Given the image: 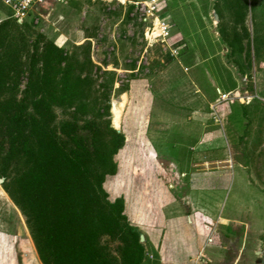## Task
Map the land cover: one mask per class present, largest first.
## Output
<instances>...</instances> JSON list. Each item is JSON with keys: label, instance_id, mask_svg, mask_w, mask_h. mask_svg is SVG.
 <instances>
[{"label": "rangeland", "instance_id": "rangeland-1", "mask_svg": "<svg viewBox=\"0 0 264 264\" xmlns=\"http://www.w3.org/2000/svg\"><path fill=\"white\" fill-rule=\"evenodd\" d=\"M129 1L137 0H47L38 20H32L36 32L68 51L90 42L91 57L102 68L98 74L115 72L111 120L126 142L115 156L118 170L107 178L106 189L112 199L124 198L133 225L140 214L152 219L158 213L165 223L166 218L177 222L178 215L205 212L209 216L200 225L215 232L208 252L220 253L219 243L247 240L248 245L255 242V259L248 263L249 250L239 264H264V102L256 98L251 105L236 102L217 105L211 114L196 112L194 88L188 86L189 79L203 97L215 101L217 87L240 83L244 72L252 80L255 63L263 60L260 55L255 62V47L264 38V0H248L247 12L241 11L242 0H162L159 14L168 17L171 34L167 42L153 44ZM7 19L16 20L11 8L0 3V22ZM141 78L148 79L147 85H130ZM104 80L100 76L98 83ZM178 82L185 84L189 104L170 93ZM120 87L128 90L121 93ZM56 113L57 122L68 116L61 108ZM156 121H161L159 130ZM204 158L227 161L205 166ZM220 216L239 222L228 221L226 227ZM230 248L226 258L234 261L236 252ZM0 264H43L24 215L2 183Z\"/></svg>", "mask_w": 264, "mask_h": 264}, {"label": "trees", "instance_id": "trees-1", "mask_svg": "<svg viewBox=\"0 0 264 264\" xmlns=\"http://www.w3.org/2000/svg\"><path fill=\"white\" fill-rule=\"evenodd\" d=\"M32 23L0 22L2 185L43 264H144L142 231L105 187L126 142L111 120L115 72L98 74L90 42L68 51ZM56 108L67 118L57 122Z\"/></svg>", "mask_w": 264, "mask_h": 264}, {"label": "crops", "instance_id": "crops-1", "mask_svg": "<svg viewBox=\"0 0 264 264\" xmlns=\"http://www.w3.org/2000/svg\"><path fill=\"white\" fill-rule=\"evenodd\" d=\"M181 41L182 40H180V42ZM259 53L260 55H263V57L260 56L263 58V60H261L259 62V65L257 66H255L256 65L255 63L254 70L256 69V71L252 75V80L250 81L248 72H244L242 74L240 83L231 85L226 90L222 89L221 87H217L218 97L215 101H209L208 99L203 97L201 95L199 87L197 85H193V82L191 83L190 80L188 79V84H189L188 86L191 85L192 88H194L193 93L196 95V100L192 101L191 103L192 105H194L193 106L194 108H192V110L196 112L209 111V113L211 114L212 109L215 110L217 105H227L229 103L232 104L236 102H238L241 105H251L256 98L264 102V78L260 77V74L264 73V41L260 46ZM177 54L175 53L173 54L174 56L173 59H175V62H176L175 56ZM257 57L259 58V55L258 56L255 55V62L258 61L256 60L258 59ZM177 65L179 66V63H177ZM248 65L249 67L252 66L251 63H249ZM135 70H131V71L134 72ZM184 71L189 72L188 67H184ZM147 80L148 79L146 78L133 79L130 85H134L135 81L140 82L141 85L143 82H145L144 85H147L146 84ZM247 81L252 82L253 85H244V84H248ZM261 82L263 83L262 85H260ZM184 85L185 84H182L181 82L171 84L170 93L173 94L175 92L176 95H179L180 97L183 96L184 101L185 100L188 101V98H186L185 95L186 90ZM221 93H234L236 94L237 98H230L223 100L220 97ZM191 98L192 97H190V99ZM212 117L215 120H217L216 115H213ZM160 123L161 121H156L154 128L159 130ZM117 129L121 131V127ZM225 161L227 160L217 159L214 161H209L207 158H204L202 164H204L205 166L208 165L210 166L213 163L215 165H218L221 163L222 164L225 163ZM208 216L209 215L205 212L202 213L201 216L200 212L196 211L193 216H191V213L190 214L188 213L186 215L185 214L178 215L177 222H172L174 221V219L171 221L169 218H166L165 223L164 222L160 223L158 219V213H156V216L152 219L146 215L140 214L138 219L139 222L137 221V224L139 223V226L137 224L135 226H138L139 229L143 231V234L145 235L147 258L144 264H239V262L244 258V252L249 250L253 252L247 254L246 260H249L248 263L254 261L255 242H253L254 244L251 243L252 245L251 246L248 245L247 240H245L244 243H241L239 245H236L234 242L227 244L219 243L218 245L221 246L220 253L214 254L212 252H208L207 251L208 243H215V242H213V240L208 241L209 236L211 234L209 225L207 224L203 226L200 225L202 218L203 219L206 217L208 218ZM210 218L213 219V217ZM220 219L222 220L221 224L225 225L226 227H229L228 225H226L228 221L239 222L236 219L224 218L221 216ZM158 224H160V226H158ZM144 227H147L149 231L147 229L145 230ZM155 230H157V232H155ZM214 233L215 232H213L212 235ZM205 234L207 235L208 239L206 241H203L202 237ZM229 248L232 249V251L236 252V257L234 258V261L226 258Z\"/></svg>", "mask_w": 264, "mask_h": 264}, {"label": "built area", "instance_id": "built-area-1", "mask_svg": "<svg viewBox=\"0 0 264 264\" xmlns=\"http://www.w3.org/2000/svg\"><path fill=\"white\" fill-rule=\"evenodd\" d=\"M47 0H0V3L8 6L12 10V17L19 23L38 20L40 10ZM162 0H137L129 1L134 6L135 12L140 15V21L145 26V38L150 43L167 42L171 34V23L167 16L159 13ZM221 99L237 98L234 93H221ZM212 233L208 241H212Z\"/></svg>", "mask_w": 264, "mask_h": 264}, {"label": "water", "instance_id": "water-1", "mask_svg": "<svg viewBox=\"0 0 264 264\" xmlns=\"http://www.w3.org/2000/svg\"><path fill=\"white\" fill-rule=\"evenodd\" d=\"M119 130V129H118ZM120 131V130H119ZM4 178H0V183H3ZM145 240V235L142 233L141 234V241L143 242Z\"/></svg>", "mask_w": 264, "mask_h": 264}]
</instances>
